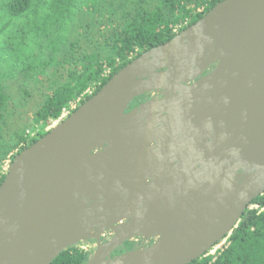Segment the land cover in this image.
I'll return each mask as SVG.
<instances>
[{"label": "water", "instance_id": "obj_1", "mask_svg": "<svg viewBox=\"0 0 264 264\" xmlns=\"http://www.w3.org/2000/svg\"><path fill=\"white\" fill-rule=\"evenodd\" d=\"M163 90L167 101L129 111ZM158 109L213 143L154 151ZM263 195L264 0H224L14 158L0 186V264H52L87 242L97 247L86 264H192ZM139 237L156 241L112 256Z\"/></svg>", "mask_w": 264, "mask_h": 264}, {"label": "trees", "instance_id": "obj_2", "mask_svg": "<svg viewBox=\"0 0 264 264\" xmlns=\"http://www.w3.org/2000/svg\"><path fill=\"white\" fill-rule=\"evenodd\" d=\"M155 1L151 6L144 0H11L9 17L28 20L12 56L14 66L44 89H38L41 100L32 118L34 129L41 125L42 130L33 138L20 137L4 155L22 143L20 152L31 147L70 105L81 99L79 108L133 60L171 41L224 0ZM2 81L0 74V134L10 101ZM4 179L0 172V186ZM251 206L222 251L192 264H264V195ZM91 256L92 251L73 247L52 264H86Z\"/></svg>", "mask_w": 264, "mask_h": 264}, {"label": "rangeland", "instance_id": "obj_3", "mask_svg": "<svg viewBox=\"0 0 264 264\" xmlns=\"http://www.w3.org/2000/svg\"><path fill=\"white\" fill-rule=\"evenodd\" d=\"M144 1H146V5L149 3L151 6H155L157 3L155 0ZM10 2L11 0L0 1V74L3 79L2 84L5 93L10 97L7 112L1 121L3 130L0 134V150H2L0 151V172L5 174L14 158L19 154V150L25 144L18 145V147L8 151L6 155H4V150L7 151L10 146L12 147L18 143L20 137L24 139L33 138L42 130L41 125L34 129L32 118L34 106L41 100L38 89L40 88V91L44 89L42 85H37L36 82L25 80L20 73V68L14 66L12 56H15L13 53L17 49V43L21 41L22 32L26 33L28 31V20L10 18L8 15V4ZM87 19L88 17L84 16L82 20L85 22ZM94 33H96V39L101 40L99 39L101 32H98L97 28ZM68 36L73 39V30ZM55 126L52 125L46 130L50 131ZM253 209H257V207H253ZM82 246L88 249L92 248L88 244ZM219 247L222 248L223 246H216L209 254L216 255L217 251L221 249Z\"/></svg>", "mask_w": 264, "mask_h": 264}, {"label": "flooded vegetation", "instance_id": "obj_4", "mask_svg": "<svg viewBox=\"0 0 264 264\" xmlns=\"http://www.w3.org/2000/svg\"><path fill=\"white\" fill-rule=\"evenodd\" d=\"M214 68L215 66L210 67L206 72L203 73L202 77H206L207 75H209L214 70ZM202 77H198L197 79L192 80L189 83H183L182 86L192 87ZM174 94L176 95L175 97H173ZM167 97L168 96L165 90L156 92L155 94L141 96L135 99V101L130 104L129 111L151 100L157 102H160L162 100L167 101L168 100ZM170 97L176 99V101L173 103L174 106L172 107V110L177 111V97H184V90L180 88H178V90L174 89ZM167 110H169V107ZM155 112L157 113L158 117L155 119L157 123H156V140L155 143L153 144V147L155 148L154 151H191L192 149L190 144L191 141L189 139L190 137H195L196 139L195 143H199V147H201L202 149H204L207 144L213 143L212 140L214 139L212 138V136H209L207 134L208 131H206V129L204 130L205 127L188 124L186 120L183 119L182 117L178 119L176 118V115H172V116L169 115L170 112L167 114V111L158 109ZM112 237H113V233L109 232L103 238V242L110 241ZM155 241L156 240L145 241L143 238L140 237L136 238L128 243H125L124 248L118 249L115 253H113L112 256L115 257L121 255L126 251L148 248L152 246L155 243ZM222 243L223 241L218 245H221ZM87 244L92 247L90 251H92L93 253L97 247V243L87 242Z\"/></svg>", "mask_w": 264, "mask_h": 264}, {"label": "built area", "instance_id": "obj_5", "mask_svg": "<svg viewBox=\"0 0 264 264\" xmlns=\"http://www.w3.org/2000/svg\"><path fill=\"white\" fill-rule=\"evenodd\" d=\"M87 94H90V91L87 92ZM81 102V99H79L78 101H76L75 103H73L72 105H70L69 108L65 109L61 115V117L59 119H57L56 121L53 122L52 125H57L59 124L60 122L64 121L65 119H67L70 115H72V113H74L77 109H78V106ZM51 125V126H52ZM50 126V127H51ZM49 128V127H48ZM253 207H257V206H251L250 208L253 209ZM258 208V207H257ZM228 239V238H227ZM227 239H225L223 241V243L221 244L223 247L226 245L227 243ZM220 245V246H221ZM83 250H87V251H90V249L86 248V247H83V246H80ZM223 247H219L221 248L219 251H222L223 250ZM218 253V251H217Z\"/></svg>", "mask_w": 264, "mask_h": 264}]
</instances>
